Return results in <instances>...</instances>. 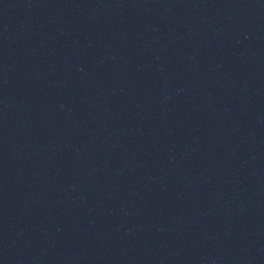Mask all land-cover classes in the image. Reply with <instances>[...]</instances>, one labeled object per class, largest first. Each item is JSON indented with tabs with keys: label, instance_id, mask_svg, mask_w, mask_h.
I'll return each instance as SVG.
<instances>
[{
	"label": "water",
	"instance_id": "obj_1",
	"mask_svg": "<svg viewBox=\"0 0 264 264\" xmlns=\"http://www.w3.org/2000/svg\"><path fill=\"white\" fill-rule=\"evenodd\" d=\"M0 264H264V0H0Z\"/></svg>",
	"mask_w": 264,
	"mask_h": 264
}]
</instances>
